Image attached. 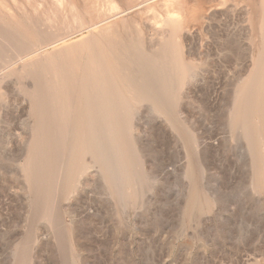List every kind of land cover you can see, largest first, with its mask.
Instances as JSON below:
<instances>
[{
    "label": "rangeland",
    "instance_id": "rangeland-1",
    "mask_svg": "<svg viewBox=\"0 0 264 264\" xmlns=\"http://www.w3.org/2000/svg\"><path fill=\"white\" fill-rule=\"evenodd\" d=\"M38 1L35 9L34 0H0V31L11 27L19 40L34 43L18 18L31 27L35 19L46 33L69 28L51 22L53 11H62L59 3ZM225 1L194 0L196 12L210 19L186 22L181 36L155 22L169 15L164 0H153L154 10L132 8L103 25L127 23L155 54L166 34L173 36L167 44L179 45L188 71L177 85L179 77L170 76L174 64L164 63L176 87L171 115L123 88L127 104L119 100V115L132 164L120 163L113 135L99 133L109 149L101 159L85 154L80 172L65 185L73 153L74 126L68 125L59 135L62 149L49 157L57 161L50 196L33 190L25 175L36 123L28 67L32 58L48 60L57 47L0 73V264H264V112L237 116L247 112L245 105L237 112L238 96L263 41L261 0ZM74 2L84 9V0ZM2 39L7 44L8 37ZM13 44L4 48L2 62L16 59ZM95 123L99 130L100 118Z\"/></svg>",
    "mask_w": 264,
    "mask_h": 264
},
{
    "label": "bare ground",
    "instance_id": "bare-ground-1",
    "mask_svg": "<svg viewBox=\"0 0 264 264\" xmlns=\"http://www.w3.org/2000/svg\"><path fill=\"white\" fill-rule=\"evenodd\" d=\"M55 1L62 7V11L60 14L53 11V16L51 13L52 18H50L51 22L61 21L59 23L63 27L62 25L65 23L70 24L72 21L71 25L65 24L69 28L63 30V32L46 33L38 28L35 19L33 23L36 22V25L34 24V26L32 21L29 22L32 19L28 20V17L26 18L33 25L32 27L30 24V26L26 24V20L22 22L18 18V21L22 24L24 30L31 35L32 40L37 42L22 41L23 38L19 40V36H17L18 38L15 36L17 34H15L14 29L11 27H6L3 30L5 32L1 30V33L0 31V35L5 34L4 39L5 36L8 37V41H6L7 37L5 40L2 39L3 35L0 38L7 42V44L5 43L6 45H8V42L13 41L17 45L13 44L16 46V56H14L16 59H13L12 56V59H6L7 62H2L3 60L1 61V59L5 57V55L3 57V54L6 50L4 49L6 45L3 41H0L2 42V44L0 43V73L9 68L11 69L17 62H23L32 56L41 55L43 52L57 47L50 53L51 56L50 58L48 57V60H41L38 57L30 59L31 65H29H33L32 71H30V66L28 67L24 63L26 66L22 67V69L28 67V71L31 72L29 74L35 80L34 88L32 90L29 89V96H31V109L36 116V123L34 125L33 139L30 143L28 158L25 163V175L33 190L37 193L43 192L48 196H50L49 192L52 188L50 186H53L52 182H55L52 180L57 162L56 160H49V157L61 148L62 138L59 135L63 131L66 132L68 125L72 124L74 131L71 135L73 143L72 157L70 158L71 160L68 159V166L65 165L67 172L64 170L66 174L65 185L67 186L72 184L75 176L80 172L82 159L85 154H91L93 157L101 159L103 154L109 149L106 147L107 145H103L102 141L100 142V139H98L99 133L113 135L115 144H113V141L112 145H115L114 149L116 148L117 150V157L120 163L130 164L132 162V159H130L132 144L129 141V135L127 136V133H124L125 129H123L124 126L120 121L119 115V104L123 105L119 100L127 104V101H125L126 95L124 97V93L121 94L123 88L127 89L134 96L141 97L143 100L137 98L141 101L145 99L154 102L159 110L164 111L163 113L166 112V115H171L173 109L176 107V103L174 102L175 94L173 95L171 92V87H175L173 81L174 79H178L175 78L177 75L179 80L176 82H179L177 84L179 85L184 74L188 71L186 59H184L185 56L183 57V52L179 48V45L173 43V36L171 37L166 34L167 36L164 38L167 41L170 40L167 37H171L173 40L171 41V46L164 40L166 43L162 42V45L160 44L159 47L156 44L155 54L153 53L155 51L149 52L151 50L144 47V41L141 38L135 35L132 36L129 33L130 28L126 27L127 23L126 25H124V22V24L103 26L132 8L143 7L145 8L143 9L144 11L147 9L154 10L155 4H151L153 0H126L127 4H129L126 8H124L125 4H122L123 0H84L85 7H83V10L78 8L74 0ZM192 2L194 3V0ZM193 3V7H190L188 6V0H164L165 8L169 11V15L163 20L159 19V21H156L155 19V22H158V25L160 24L161 27H171L174 35L179 32V36H181L180 30L185 27L183 25L186 22L201 21L202 18L205 20L210 19V15L206 17L204 14L200 15L199 12L197 13L195 8L197 7L195 6L196 3ZM33 6L35 9H39V1L34 0ZM253 7H256V5ZM257 8L259 9L257 21H259L258 25L263 35V41L261 47L258 46L259 51L257 55L255 54L256 57L254 58L251 76L242 83L239 92L237 107L241 105L247 106V112H241L237 115H241L238 118L241 120L243 118L246 120V118L254 114L264 112V0H261V6ZM257 10L254 12L256 13ZM171 13H176V15H172ZM204 13L207 14V12ZM2 21L0 19V22ZM136 22H138L137 19ZM184 30H187L186 27ZM85 32H88V34L78 40L69 42L72 37L84 34ZM167 61L169 65L171 62L174 64L173 70L175 74H170V76H174L172 82V79H169L168 71H166L167 68H165L167 66L165 62ZM171 67L169 73L173 71V67ZM12 69L14 70V68ZM24 71L22 70V72ZM24 73L26 74L27 71ZM47 75L49 76L45 80L44 76ZM27 85L29 86V84ZM173 89H176V87ZM1 91L0 89V93ZM2 93L1 97H3ZM130 93L128 94L130 95ZM121 95H123L122 98L124 97V99L121 98ZM53 100L55 103H58L57 106L53 103L56 106L55 109L51 107ZM127 106L125 105V107ZM240 109V107L237 108V112ZM57 116L62 118L63 121L61 122L60 120L61 123H56ZM98 118H100L99 130L96 127L97 125H95L97 123V121L95 123V120ZM238 119L236 120L237 123L239 122ZM117 162L119 163V161ZM132 179L134 178L132 177ZM113 184L115 185V183ZM48 204L47 202L44 206L45 211L49 209L47 208ZM42 205L44 204L42 203Z\"/></svg>",
    "mask_w": 264,
    "mask_h": 264
}]
</instances>
